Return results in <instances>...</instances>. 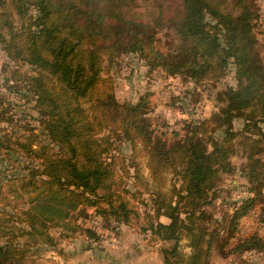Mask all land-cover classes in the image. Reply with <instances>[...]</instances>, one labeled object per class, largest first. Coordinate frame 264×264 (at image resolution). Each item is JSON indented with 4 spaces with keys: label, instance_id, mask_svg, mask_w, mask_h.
<instances>
[{
    "label": "trees",
    "instance_id": "16d2710c",
    "mask_svg": "<svg viewBox=\"0 0 264 264\" xmlns=\"http://www.w3.org/2000/svg\"><path fill=\"white\" fill-rule=\"evenodd\" d=\"M228 1L0 0V264H38L32 252L53 243V226L74 224V232L100 240L96 228L73 222L87 208L104 229L114 223L165 243V264H213L216 250L228 263L264 261L259 12L255 0ZM163 35L171 40L163 43ZM129 55L149 71L214 83L233 73L236 84L216 92L219 109L209 117L184 119L172 136L157 133L146 97H117V70ZM19 101L34 103L36 113L18 112ZM238 152L247 195L219 219L210 208ZM139 154L154 180L171 174L169 191L149 188ZM23 193L28 200L16 201ZM250 213L257 230L236 236Z\"/></svg>",
    "mask_w": 264,
    "mask_h": 264
},
{
    "label": "rangeland",
    "instance_id": "374dc122",
    "mask_svg": "<svg viewBox=\"0 0 264 264\" xmlns=\"http://www.w3.org/2000/svg\"><path fill=\"white\" fill-rule=\"evenodd\" d=\"M255 4L259 12L255 31L264 59V0H255ZM227 6L230 7V0L227 2ZM168 40L171 39L163 35L162 42L166 43ZM4 61L5 57L0 53V94L5 93V89L1 85V67ZM227 84H236L233 73L227 74L225 78L216 83L211 81L195 82L182 76H168L160 68L149 71V68L142 61L132 55L125 56L122 59L116 74V94L118 99L122 102H137L141 97H146L150 102L148 116L153 128L157 133L163 132L169 136H172L173 131L183 128L184 119H201L209 117L213 112L217 111L219 103L216 99V92ZM9 97L13 99V94H9ZM17 103L21 104L20 101ZM33 106L34 103L30 105L21 104L16 106V110L18 112L25 110L27 113L35 114L36 110ZM235 125L237 128H241L243 121L241 119L236 120ZM122 147L124 151L130 150L128 146ZM140 148L141 146L137 147L138 150ZM137 161L139 162L144 180L148 183L150 189L169 191L171 174H166L164 180L158 182L152 176L147 157L139 154ZM243 161L244 157L242 153H236L232 158V162L237 167L235 173L224 175L220 183L218 198L210 208L214 216L219 219L227 215L228 212L232 213L234 211V205L231 204L232 201H240L247 195L245 188L248 185V181L242 174ZM15 173H18V171ZM11 194L12 197L16 195L14 193ZM28 196L30 195L23 193L21 196H16L15 200L22 202L28 200ZM259 206L257 212L260 210ZM85 212L84 214L76 212L73 222L77 221V223H81L84 226L96 228L101 235L100 240H93L80 235L78 232H74V224H70L68 227L53 226L48 230L53 243L40 244V246L34 248L31 258H36L38 264H82L87 258L83 250L89 246H93L91 249L94 252L93 255L99 258L103 254H106L107 249L111 247L110 244L114 243L117 244L115 253L124 251L123 244L127 246L133 244V246L129 247L131 253L133 250L135 251L134 243L136 242L145 243L144 252H149V249L159 252L160 248L165 245L161 241L150 243L145 238V235L138 234L129 228L119 226L120 228L116 229L114 223L104 229L105 222L95 213L93 208H87ZM87 214L88 216H86ZM161 220L167 221L165 217H162ZM216 223L212 222L211 224ZM224 223L227 224L228 219ZM257 228L256 213H250L240 220L236 236L250 235ZM260 232L264 235V228H261ZM38 236L41 237L40 235ZM26 238L28 239V236L24 237V239ZM188 242L189 238L186 236L181 240V250L186 257L192 251ZM214 252L211 257L213 264H221L222 260H225V264L238 263L237 260L235 262L229 261L228 263L226 259L228 257L225 258L217 250ZM92 257V253L91 255L89 254L90 261L94 260ZM229 258H233V255ZM255 264H264V261L256 260Z\"/></svg>",
    "mask_w": 264,
    "mask_h": 264
},
{
    "label": "crops",
    "instance_id": "0c3cea01",
    "mask_svg": "<svg viewBox=\"0 0 264 264\" xmlns=\"http://www.w3.org/2000/svg\"><path fill=\"white\" fill-rule=\"evenodd\" d=\"M110 245L111 247L107 249V253L103 254L102 257H99L100 259L93 255L94 252L91 250L93 246L84 248L83 251H85L84 253L87 258L82 264H165L159 252H155L152 249H149V252H144L143 249H145V243H134L135 251L133 250L132 253L129 251V247L133 246V244H130L129 246L123 244L124 251L121 253H115L117 244L114 243ZM91 253L93 256L92 258L94 259L92 260L93 262L89 259V254L91 255Z\"/></svg>",
    "mask_w": 264,
    "mask_h": 264
}]
</instances>
